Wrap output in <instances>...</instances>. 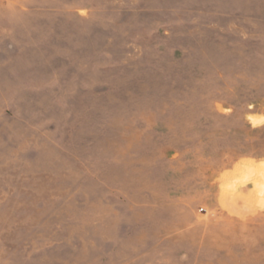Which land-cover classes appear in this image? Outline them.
I'll return each mask as SVG.
<instances>
[{"label":"rangeland","instance_id":"obj_1","mask_svg":"<svg viewBox=\"0 0 264 264\" xmlns=\"http://www.w3.org/2000/svg\"><path fill=\"white\" fill-rule=\"evenodd\" d=\"M0 264H264V0H0Z\"/></svg>","mask_w":264,"mask_h":264}]
</instances>
